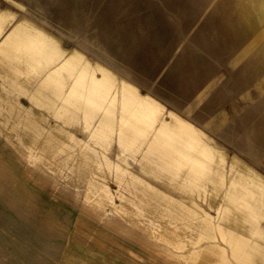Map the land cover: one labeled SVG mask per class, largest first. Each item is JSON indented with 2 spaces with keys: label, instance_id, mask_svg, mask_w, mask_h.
I'll list each match as a JSON object with an SVG mask.
<instances>
[{
  "label": "rangeland",
  "instance_id": "374dc122",
  "mask_svg": "<svg viewBox=\"0 0 264 264\" xmlns=\"http://www.w3.org/2000/svg\"><path fill=\"white\" fill-rule=\"evenodd\" d=\"M3 14L0 264H264V0Z\"/></svg>",
  "mask_w": 264,
  "mask_h": 264
},
{
  "label": "crops",
  "instance_id": "0c3cea01",
  "mask_svg": "<svg viewBox=\"0 0 264 264\" xmlns=\"http://www.w3.org/2000/svg\"><path fill=\"white\" fill-rule=\"evenodd\" d=\"M0 16L3 17V19H1L2 21H4L3 24H6L7 21H8V23L10 22V18H8V15L7 14H3V15H0ZM53 105H55V104H53Z\"/></svg>",
  "mask_w": 264,
  "mask_h": 264
}]
</instances>
